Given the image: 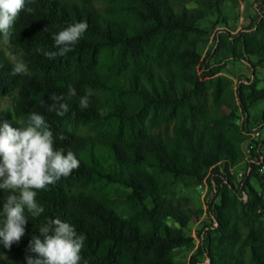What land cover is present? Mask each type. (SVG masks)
Returning a JSON list of instances; mask_svg holds the SVG:
<instances>
[{"label":"trees","instance_id":"trees-1","mask_svg":"<svg viewBox=\"0 0 264 264\" xmlns=\"http://www.w3.org/2000/svg\"><path fill=\"white\" fill-rule=\"evenodd\" d=\"M225 1L27 4L32 12L20 13L7 42L28 73L10 76L15 62L0 51V104L10 98L0 124L26 127L30 113L44 116L54 147L72 151L80 167L38 191L44 212L25 213V235L11 249L0 243V255L24 257H1L0 264H26V255L35 256L27 252L32 235L54 218L85 235L81 264H198V255L204 264H264V173L254 164L242 180L228 172L246 151L264 159V106L251 115L264 104V84L240 82L234 92L232 79L209 63L244 60L264 73V10L253 28L234 35L217 30L215 46L203 54L212 31L226 25ZM208 18L214 20L202 24ZM80 21L89 27L72 51L55 59L39 51L58 52L52 36ZM88 91L90 104L82 109L80 97ZM53 93L69 106L64 117L48 110ZM257 126L262 134L249 142L245 133ZM205 178L215 189L206 211L176 191L180 184L197 190ZM10 194L0 189V225ZM201 217L208 223L199 236L187 233ZM193 249L187 263L178 259Z\"/></svg>","mask_w":264,"mask_h":264},{"label":"clouds","instance_id":"clouds-1","mask_svg":"<svg viewBox=\"0 0 264 264\" xmlns=\"http://www.w3.org/2000/svg\"><path fill=\"white\" fill-rule=\"evenodd\" d=\"M31 0H0V34L5 42L11 35V29L22 11L31 13L27 7ZM89 25L84 22L70 24L64 30L52 36L54 46L59 51H44L48 59L65 56L72 51ZM22 55V53H21ZM28 73L27 66L22 61L14 63L9 75L18 76ZM68 95L75 96L76 90L69 87ZM90 91L80 97L79 107L87 109L90 104ZM49 111L56 116L64 117L69 106L63 95L53 93ZM23 123V122H17ZM61 141L67 139L61 134ZM55 137L45 117L38 113H30L26 127L14 128L9 122L0 124V189L10 190L3 203L0 225V243L11 249L25 235L28 222L27 212L32 217H39L44 208L37 200V193L49 185H55L62 177L67 178L73 170L80 167V161L72 151L56 149ZM39 236L33 234L29 241L26 264H81V252L85 243V235L78 233L76 228L60 218L49 219L39 229ZM87 264V261L84 262Z\"/></svg>","mask_w":264,"mask_h":264},{"label":"rangeland","instance_id":"rangeland-1","mask_svg":"<svg viewBox=\"0 0 264 264\" xmlns=\"http://www.w3.org/2000/svg\"><path fill=\"white\" fill-rule=\"evenodd\" d=\"M240 1V2H239ZM236 0V2L232 1H225L223 3L224 10L222 15L226 18V25L224 27L216 28L212 31L206 45L203 47V54L206 53V51L209 48H212L215 46L214 37L216 35L217 30L223 29L229 32V34H237L238 32H243L247 30L248 28H253L252 25L254 21L256 20L257 16L264 10V0ZM214 20V18H208L202 22L204 25H208L209 21ZM8 42H5L3 35L0 36V51L5 53L6 56L13 62H17L12 55H10L8 51ZM214 59H211L209 61L210 64L217 65L222 68V74L230 77L233 81V87L232 90L236 92L237 85L242 82L245 84H248L251 80H256L259 83V86H262L264 84V73L261 67H255L254 69L250 67V64L244 60H234L230 58H225L221 63H213ZM201 69L199 68L197 70L198 73H200ZM234 104L236 105V100L234 99ZM233 105V106H235ZM10 106V98H5L0 104V113L2 115H6L7 111ZM264 106V104H258L256 106V109L254 111H251L254 114L259 109H261ZM241 118H239V122L243 118V116L239 115ZM258 122H253L251 126L259 125ZM246 138L247 134L245 133ZM247 140V139H246ZM253 186L257 188V184L253 180ZM177 194L179 196H190L193 201H191L192 205L199 206L201 203L199 197L197 198L196 195V186L194 184L191 185H178L176 188ZM211 199V195L206 194V197L204 198V209L207 208V203ZM246 199V195H245ZM206 200V201H205ZM203 222L206 224L208 221H205V217H201L198 221H194L192 223H189V225L186 228V232L189 234H192L193 236H199L198 232H200ZM194 249L192 251H182L180 255L178 256V259L184 262H188L189 256L191 254H194ZM8 258L12 260H21L24 257V254H17L15 256H6V255H0V258ZM198 264H204V258L201 255H198ZM206 262V261H205Z\"/></svg>","mask_w":264,"mask_h":264},{"label":"built area","instance_id":"built-area-1","mask_svg":"<svg viewBox=\"0 0 264 264\" xmlns=\"http://www.w3.org/2000/svg\"><path fill=\"white\" fill-rule=\"evenodd\" d=\"M246 134H247V136H249V142H252V140H258L262 134V128L260 126L254 127L251 130L247 131ZM259 146H261V144H259ZM262 156L263 155L259 154V153H258V156L253 158V159L250 158V156H249V164L241 172H234V170H232V167H228V172L232 175H236L238 180H242L245 176H247L250 173V171L252 170L251 165L254 164L257 166L258 172L261 173ZM200 184H207V191H200ZM200 184H198V189H197L199 199L202 196H206V194L212 195L215 192L213 181H211V186H210L208 184L207 179L205 178V179H203V181ZM241 193L245 194L244 192H241ZM198 242H199V240H198Z\"/></svg>","mask_w":264,"mask_h":264},{"label":"bare ground","instance_id":"bare-ground-1","mask_svg":"<svg viewBox=\"0 0 264 264\" xmlns=\"http://www.w3.org/2000/svg\"><path fill=\"white\" fill-rule=\"evenodd\" d=\"M248 164H249V153H248V151H246L244 158L238 164H236V165L235 164L234 165H230L229 167H232V170H234V172H241ZM240 167L242 169H240ZM261 173H264V159H263V156H262V169H261ZM230 175H232V174H230ZM197 189H198V186H197ZM200 191H207V184H200ZM205 197L206 196L200 197V201L202 203V208H203L204 211H206V208L204 209V198ZM241 199L242 200H245V194H242L241 193ZM205 215H206V213L204 212V216ZM196 242L198 243V239H196Z\"/></svg>","mask_w":264,"mask_h":264}]
</instances>
